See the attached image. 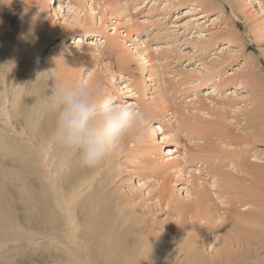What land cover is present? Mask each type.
<instances>
[{
    "label": "rangeland",
    "instance_id": "rangeland-1",
    "mask_svg": "<svg viewBox=\"0 0 264 264\" xmlns=\"http://www.w3.org/2000/svg\"><path fill=\"white\" fill-rule=\"evenodd\" d=\"M19 1L23 2L21 8ZM42 1H46L50 10L46 16L49 23L40 18ZM70 1L0 0V46L12 50L13 62L27 63L23 66L22 80L25 74H31L28 73L30 69L43 63L48 67L51 57L69 60L72 54L86 53L88 46L79 41H100V49L87 52L95 57L83 62L76 81L84 79L91 86L95 83L102 96L139 111H147L150 134L143 139L128 140L118 151L109 155L102 165L104 169H109L108 176L111 178V184L106 189L109 200L106 202L109 207L107 217L110 218L99 222L103 241L108 238L113 227L122 234L127 229L122 227L120 221L132 219L125 211L118 216L112 205L114 201L119 203L116 197L118 192L121 193V200L127 203V210L145 215L144 219H148V222L153 218L160 221L172 218L175 222L179 220L176 206L193 209L203 197L213 215L218 216L216 210L229 209L230 204L224 198L230 193L224 196L220 186L212 185L215 179L207 171L206 164L193 158L196 152L214 151L215 155H223L220 152H224L227 147L223 146L219 133L225 132L232 137L249 133L250 128H247L245 119L253 115L257 85L255 82L247 85L243 83L244 78L241 80L240 77L252 71L254 79L260 82L264 80V0H239L237 8L244 10V13L231 20L228 16H231L230 4L234 0H103L104 3L100 0L101 9L103 6L104 10L108 7L105 14L101 12L104 23L100 22V14L97 13L93 21L84 22L85 16L82 15L78 19V9L75 12L69 10ZM86 1L83 0V4L88 9ZM20 11L25 12L22 21L17 19ZM42 20L44 23L40 24ZM67 21L73 24L67 26ZM86 23L93 27H84ZM114 42L118 45L115 51L109 47ZM77 60L81 61L80 58H72L70 62ZM258 67L262 70L258 71ZM58 70L64 69L58 67ZM236 75H240L239 79H235ZM223 80L226 82L223 83ZM47 82L46 92L42 91L39 96V106L44 112L42 120L48 118L56 124L55 115L47 108V92L51 87L61 84L53 69L48 71ZM220 84L222 86H218ZM214 87L220 90L214 91ZM212 91H221V95ZM208 95L216 97L214 99L218 104L212 106L209 102L213 98ZM202 97H205L209 105L199 103ZM185 120L196 122L204 128H215L218 125L221 129L213 134L212 141L205 140L203 135L188 138L182 129ZM141 124L143 126L145 121L142 120ZM2 125L8 133L9 126L4 123ZM163 136H169L170 140ZM251 142L258 148L262 147L257 162L264 164V137L255 136ZM154 143H160L162 148L168 147L172 152L174 150L173 156L164 158L165 161L173 160L174 169L169 166L165 172L156 174L145 162H141L144 152L150 146L155 148ZM238 148L246 152L249 145L242 144ZM157 152L162 153L161 150ZM5 160L8 161L5 170L12 172L10 157L7 156ZM231 171L243 176L233 168ZM192 179H198L199 185L204 181L205 189L199 187L201 194L197 199H194L196 195L183 199ZM244 182L256 190L258 195H264V177L250 175ZM7 186L1 185L0 177V222L5 221L10 226L14 218L28 232L26 221L17 218L14 212L15 205L11 203ZM187 218L192 220L190 213ZM208 218H200L191 226L178 227L185 230L201 225L212 229ZM258 222L255 219L254 224L237 227L236 230L228 225L226 229L220 227L224 235L204 237L205 251L210 252L211 258L214 257L218 264H264V224L259 225ZM87 226L88 223H84L85 232L90 236L93 229ZM208 232L212 236L211 231ZM156 238L159 256L160 253L169 256L164 261L190 263L185 250L179 249L181 246L178 239L167 235L163 240L160 235ZM27 242L26 237H15L7 241L11 243L7 251L11 253L13 246H19L23 255H26L21 264L45 263L48 255L43 253L42 247L34 250L33 245ZM165 242L169 245H164ZM4 250L0 248V257L4 255ZM19 258L12 264H17Z\"/></svg>",
    "mask_w": 264,
    "mask_h": 264
},
{
    "label": "bare ground",
    "instance_id": "bare-ground-1",
    "mask_svg": "<svg viewBox=\"0 0 264 264\" xmlns=\"http://www.w3.org/2000/svg\"><path fill=\"white\" fill-rule=\"evenodd\" d=\"M86 2H88V9L84 7L83 0H71L69 10L75 12L78 9L76 17L81 19V15L85 16L84 22L93 21L95 14H100V22L104 23L101 12L105 14L108 7L106 6L104 10L103 6L101 9L103 0L101 2L100 0H87ZM22 4L23 2L19 1L20 8ZM237 4H239V0H234V3L230 4L232 10L228 19L238 18L240 13H244V10L237 8ZM262 4L264 5V2ZM49 14L50 10L46 1H42L40 18L49 23L46 18ZM24 18L25 12L20 11L17 19L22 21ZM43 20L40 24L44 23ZM69 22L67 21V26L73 24ZM84 27L91 28L93 26L86 23ZM91 40L79 41L88 46L87 52L89 53L95 48L100 49L98 44H102L100 41L97 43V41ZM109 47L111 50L118 49L115 42ZM75 49L72 50L76 51ZM10 51H12L10 48L2 49L0 46V177L1 185L9 186L11 203L15 205L14 212L17 218L26 221L29 231L20 227L14 218L11 219L10 226L5 221L0 222V248L5 249L4 255L0 257V264H12L17 257H20L19 260H16L17 264L24 263L26 255H23L19 246H13L11 253L7 251V247H11V243H7V241L22 236L28 238L27 243L32 244L34 250L42 247L43 253L48 255L43 264L49 262L53 264H176L172 261H164L169 257L165 254L160 253L159 256L160 249L157 246L156 238L158 235L161 240L166 235L178 239L181 246L179 249L185 250L186 256L190 260L189 264H218L213 259L214 257L211 258V253L205 251L204 237L216 238L224 235L220 227L226 229L227 225L236 230L237 227L243 228V226L254 224L255 219L259 221V225L264 224V195H258L256 190L244 182L250 175L264 177V164L257 162L262 147L258 148L259 146H255L251 142L255 136L264 137V80L260 82L259 79H254L255 74L252 71L244 73L240 77L241 80L244 78L243 83L247 85H252L254 82L257 85V100L252 111L253 115H248L245 119L247 128H250L249 133L245 136L234 135L233 137L225 132L219 133V139L223 146L227 147L224 152H220L223 155H215L214 151L196 152L193 158L206 164L207 171L215 179L212 185L220 186L224 196L230 193L224 198V201L230 204V208L224 211L216 210L215 213L218 216L213 215L207 201H204L206 198L203 197L198 200L193 209H189L187 206L180 208L176 206L177 217L181 221L173 222L172 218L168 221L163 219L160 221L153 218L148 222V219H144L145 215L130 213L131 210H127V203L121 200V193L118 192L116 197L119 203L114 201L112 205L116 208L118 216L122 215V211H125L132 219L123 221L118 219L122 227L127 230H123L122 234H119L113 227L108 238L103 241V238L100 237V233L103 231L99 230L101 229L99 222L110 218L107 217L109 207L106 203L109 201L106 197V189L108 190L111 184V178L108 176L109 169H104L102 166L99 169L86 167L81 164L78 155L64 150L56 137V124L50 122L48 118L46 121L42 120L44 112L39 106V96L42 91L46 92L49 69L54 70L57 81L69 85L76 81L83 62L91 60L95 56L82 52L70 55L69 60L51 57L48 67H45L47 65L45 63L40 64L30 69L28 73L31 74L29 76L25 74L21 80L24 72L23 66L27 63L13 62L14 54ZM72 58H80L81 61L70 62ZM58 67H62L64 70L60 71ZM261 70L258 67V71ZM239 76L234 77L239 79ZM228 81L229 79H227ZM92 86L97 89V84L94 83ZM218 86H222V84ZM240 86H244V84ZM216 88L214 87V89ZM217 90L220 89L214 91ZM215 93L221 95V91ZM209 97L213 98L209 102L212 106L218 104L214 99L216 97ZM204 98L199 99V103L209 105ZM185 121L182 129L186 131L188 138L203 135L205 140L212 141L213 134L221 129L218 125L214 126L215 128H204L196 122ZM3 123L9 126L8 133L5 132V128H2ZM211 124L212 122H210ZM163 137L169 138V136ZM160 143H154L155 148L150 146V149L144 152L141 161L145 162L146 166L156 174L165 172L169 166L174 169L173 160H164L166 156H173L174 150L172 152L168 147L162 148L163 145ZM242 144L249 145L246 152L238 148ZM157 150H161L162 153L159 154ZM240 154H244V156L242 157ZM7 156L10 157V163L13 166L12 172L5 170V164L8 162L5 160ZM223 167H227V169L224 170ZM232 168L243 176L235 175L231 171ZM154 178L159 180V177H155V175ZM197 181L198 179L190 180L186 193L182 196L183 199H190L194 195H196L194 199L199 197L201 194L199 187L205 189L203 184L205 182L202 181L199 185ZM181 211L185 212L180 214ZM189 213L192 220L187 218ZM9 216L11 218V215ZM208 216L212 229L211 227L206 229L201 225L185 230L178 227V225L191 226L190 224L198 222V219ZM84 223H88V228L93 223L90 227L93 229L90 236L85 232ZM208 230L211 231L212 236ZM172 242L174 243L173 240ZM165 243L164 245H169Z\"/></svg>",
    "mask_w": 264,
    "mask_h": 264
},
{
    "label": "clouds",
    "instance_id": "clouds-1",
    "mask_svg": "<svg viewBox=\"0 0 264 264\" xmlns=\"http://www.w3.org/2000/svg\"><path fill=\"white\" fill-rule=\"evenodd\" d=\"M47 108L55 115L58 143L86 167L102 166L128 140L150 134L146 110L114 102L84 79L51 87Z\"/></svg>",
    "mask_w": 264,
    "mask_h": 264
}]
</instances>
